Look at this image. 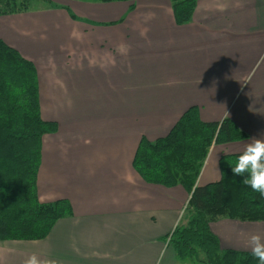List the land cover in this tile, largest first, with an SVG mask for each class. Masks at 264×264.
<instances>
[{"label": "crops", "instance_id": "1", "mask_svg": "<svg viewBox=\"0 0 264 264\" xmlns=\"http://www.w3.org/2000/svg\"><path fill=\"white\" fill-rule=\"evenodd\" d=\"M65 3L0 39L35 64L42 117L58 124L43 138L39 199H65L72 214L45 239L0 241V264L33 252L58 264H178L168 240L190 196L146 183L134 156L190 108L206 123L228 112L249 138L211 147L205 186L220 181L221 157L264 133V0H198L184 25L170 0ZM211 230L222 250L250 252L244 239L264 222L221 218Z\"/></svg>", "mask_w": 264, "mask_h": 264}, {"label": "trees", "instance_id": "2", "mask_svg": "<svg viewBox=\"0 0 264 264\" xmlns=\"http://www.w3.org/2000/svg\"><path fill=\"white\" fill-rule=\"evenodd\" d=\"M43 1L52 9L62 7L53 0ZM170 1L176 23H189L198 0ZM31 2L0 0V17L29 13ZM57 132L58 124L42 117L35 64L0 39V241L45 239L59 219L72 214L67 200L45 203L38 195L43 138ZM248 138L230 119L206 123L196 108H190L166 137L154 142L141 139L133 160L139 176L149 184L182 186L190 196L180 224L169 236L177 260H192L199 249L205 255L204 264H259L251 252L222 250L211 230V224L221 218L264 222V196L232 172L238 155L221 157L220 181L197 185L212 146Z\"/></svg>", "mask_w": 264, "mask_h": 264}, {"label": "clouds", "instance_id": "3", "mask_svg": "<svg viewBox=\"0 0 264 264\" xmlns=\"http://www.w3.org/2000/svg\"><path fill=\"white\" fill-rule=\"evenodd\" d=\"M228 117L227 112L225 118ZM231 169L234 175L244 177L242 181L244 185L264 196V133L251 137L236 157ZM244 246L250 250L259 264H264V234L258 231L248 233L244 239ZM22 264H58V262L51 257L33 252L23 260Z\"/></svg>", "mask_w": 264, "mask_h": 264}, {"label": "rangeland", "instance_id": "4", "mask_svg": "<svg viewBox=\"0 0 264 264\" xmlns=\"http://www.w3.org/2000/svg\"><path fill=\"white\" fill-rule=\"evenodd\" d=\"M68 0H53L56 4L64 5L65 2ZM30 15H19V16H13L9 18H0V37H3L4 34L7 32L18 31L19 25L23 23L25 19H30L32 21H36L40 17L43 19H47L49 16L52 15V8L45 3L43 0H32L31 2V11L29 13ZM40 18V19H42ZM18 33H16V36H18ZM21 36H28L29 33L26 31H22L19 33ZM46 35V33H45ZM145 138V137H143ZM198 255L196 258H193L192 260H188L185 262L180 261L178 264H204V261L206 260L205 255L199 250Z\"/></svg>", "mask_w": 264, "mask_h": 264}, {"label": "built area", "instance_id": "5", "mask_svg": "<svg viewBox=\"0 0 264 264\" xmlns=\"http://www.w3.org/2000/svg\"><path fill=\"white\" fill-rule=\"evenodd\" d=\"M168 241H170V239Z\"/></svg>", "mask_w": 264, "mask_h": 264}]
</instances>
